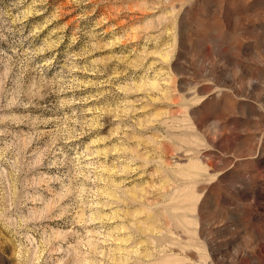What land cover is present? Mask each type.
Returning a JSON list of instances; mask_svg holds the SVG:
<instances>
[{
    "label": "rangeland",
    "instance_id": "obj_1",
    "mask_svg": "<svg viewBox=\"0 0 264 264\" xmlns=\"http://www.w3.org/2000/svg\"><path fill=\"white\" fill-rule=\"evenodd\" d=\"M0 264H264V0H0Z\"/></svg>",
    "mask_w": 264,
    "mask_h": 264
}]
</instances>
